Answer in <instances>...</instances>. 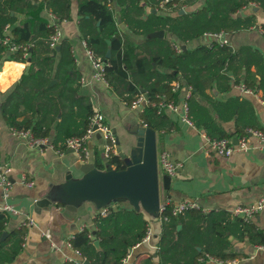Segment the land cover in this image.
Returning <instances> with one entry per match:
<instances>
[{
    "label": "trees",
    "instance_id": "obj_1",
    "mask_svg": "<svg viewBox=\"0 0 264 264\" xmlns=\"http://www.w3.org/2000/svg\"><path fill=\"white\" fill-rule=\"evenodd\" d=\"M162 1L113 0L109 9L103 0H78L79 37L86 41L94 57L106 61L105 79L111 90L129 105L143 88L148 103L143 105L139 117L156 131L170 130L173 124L166 114H158L152 103L159 95L180 99L187 85L192 88L187 100L188 117L206 135L233 137L246 134L247 129H260L250 100L214 98V93L228 91L234 83H244L261 90L264 100V62L258 51L249 46L232 49L218 42L177 51L174 40L147 35L163 29L186 42L207 33L248 28L253 25L252 17L232 15L250 2L264 8V0H205L203 6L186 13L179 10L197 0H168L160 7ZM114 3L120 7V19L128 30L142 39L135 40L118 29ZM70 4L71 0H0V39L8 36L10 42L27 46L28 54L24 57L21 48L7 54L6 46L0 42V62L8 59L27 62L28 59L25 72L3 101L1 112L11 127L29 131L33 137L47 138L53 130L52 146L60 151L67 149L68 138L83 134L93 114L90 99L80 91L81 74L76 67L72 41L62 38L58 49H51L46 43L52 28L48 26L44 9L60 21H67L71 19ZM144 5L173 10L175 15L157 12L144 15ZM16 14H25L26 18L19 21ZM7 24L11 26V34L5 35ZM52 53L57 54L55 59ZM153 63L166 71L160 72ZM237 70L246 74L241 81ZM173 80L180 81L181 88L176 92L171 90ZM231 118L235 130L229 133L222 123ZM106 163L116 169L125 167L118 154H110ZM94 164L98 169L104 168V164ZM172 206L165 204L161 212L166 219L161 222L156 260L150 255L145 264H204L208 259L235 258L237 254L231 249L232 240L228 239L226 227L235 240L247 238L264 245V232L255 230L249 221L230 212L189 208L173 215ZM7 220V213L0 210V237L5 233L0 240V264L11 263L22 249L26 234L25 226L7 228ZM93 223L94 232L84 228L69 240L79 252L81 263L72 259L62 264H82L85 259L89 264H123L130 249L142 241L149 225L145 212L132 207L116 210L110 207L106 214L97 213ZM178 224H182L179 230ZM95 240L99 241L98 247L93 244Z\"/></svg>",
    "mask_w": 264,
    "mask_h": 264
},
{
    "label": "crops",
    "instance_id": "obj_2",
    "mask_svg": "<svg viewBox=\"0 0 264 264\" xmlns=\"http://www.w3.org/2000/svg\"><path fill=\"white\" fill-rule=\"evenodd\" d=\"M204 2L205 0H197L193 5L181 9L184 10L183 13L194 11L203 6ZM77 6L78 0H71V19L62 21L60 25L62 38L72 41L76 67L81 74V80H83L80 82L81 93L90 99L93 111L97 109L103 114L104 120L109 124L111 130H115L114 135L121 140L123 150H125L127 144L124 143V139L127 134L130 135L132 143H135L138 136L130 130L135 125L144 123L139 117V109L131 108L125 104L106 82L92 79L91 60L83 46L82 38L79 37ZM113 9L118 20V29L123 33H128L135 40L142 39L141 35L129 31L127 25L120 19V7L114 3ZM152 9L155 8L144 5V15L152 12ZM155 10L162 15H175L173 10ZM46 14L47 10L44 9L45 17H47ZM16 16L19 21L26 18L25 14H16ZM232 16L235 18L252 17L254 22L248 28L223 32V36L228 41L227 44L232 49L249 46L262 55L264 62V8L250 2ZM10 29L9 25L7 35L11 34ZM160 30L163 31V34L159 37L165 36L174 40L179 51L183 45L184 49H192L201 44L209 45L212 42H217L211 33L182 42L163 29ZM147 37H151V35L149 34ZM56 56V53L53 54V59ZM27 62L9 59L0 62V159L10 165L12 183L6 198L2 196L0 187V206L7 203L13 208L21 210V214L18 215L5 211L8 217L7 228L26 227L22 249L8 264H62L64 261L72 259L80 261L79 254L68 244L69 240L76 232L84 228L94 232L93 220L97 213H100V209H97L90 201L78 203L76 210H68L65 203H60L57 194L65 183L68 172L72 173L73 177L81 175L77 169V164L80 162L76 153L69 151L70 149H66L62 153L58 152L52 146L53 130L47 137L46 146L42 149L28 145L23 139L12 133L11 128L13 127L1 112L3 101L9 95L15 82L25 72ZM153 67L158 68L160 72L166 71L162 67H156L154 63ZM251 70L254 68L251 67ZM236 73L240 81L246 77L243 71L237 70ZM250 76L251 74H249ZM140 92H144V89L140 88ZM184 92L185 90L182 91L181 96L184 95ZM262 95L261 90L257 91V96L242 94L234 83L228 91L214 93V98L226 100L231 97H239L250 100L260 130L264 132V105L260 101ZM164 114L172 120L173 126L164 132L155 130L157 155L166 151L172 161L181 162L182 166L176 175L171 176L169 190L162 188L161 179H159L161 204L175 205L184 201H196L199 208L205 212L210 210L231 212L238 205H248L264 197V147L257 146L253 136H249L251 148L248 151H234L229 156H221L211 151L205 152L204 131L201 128L182 122L176 113L165 111ZM20 119L21 117H19ZM222 127L229 133L233 132L235 130L234 120L231 118L223 122ZM235 137L238 138L239 135L235 134L231 138L234 140ZM104 143L105 140L102 137L98 138L96 133L87 140V147L91 154L89 161L104 164L105 167L107 157L103 150ZM117 149L116 145L115 150L117 151ZM161 173L165 172L162 170ZM26 181H32V186L26 185ZM41 198L50 199V203L38 205L37 201ZM111 206L115 210L119 207H131L128 202L112 203ZM0 210L4 211L1 208ZM26 216L33 219L32 225H23ZM145 216L149 221L151 238L148 241L135 244L123 260V264H145L146 258L150 255L154 257L156 254L161 221L158 215L152 217L145 213ZM249 222L255 230L264 232V210L255 214ZM181 227L182 224L177 225L178 230ZM225 232L229 235L228 239L232 240L231 249L237 254V257L225 261L208 259L204 264H264L263 244L253 243L246 240L247 238L235 240L231 235V230L227 227ZM197 249L200 250V247L198 246ZM153 260L156 258L154 257Z\"/></svg>",
    "mask_w": 264,
    "mask_h": 264
},
{
    "label": "built area",
    "instance_id": "obj_3",
    "mask_svg": "<svg viewBox=\"0 0 264 264\" xmlns=\"http://www.w3.org/2000/svg\"><path fill=\"white\" fill-rule=\"evenodd\" d=\"M113 0H103L106 6L111 9ZM168 0H163L159 6L162 7V4ZM48 18V26H51L52 32L49 37L46 39V43L49 48H56L61 39H62V30L60 28L61 22L59 18L52 12H47ZM9 25H5L4 34L6 35ZM220 44H227L228 41L223 36V32L211 33ZM0 42L6 46V49L9 53L21 48L23 51V56L26 57L27 54V46L18 45L13 42H10L8 36H5L0 39ZM83 46L87 50V54L91 60V64L93 67V74L91 75L92 79L100 80L107 83L105 79V71L104 67L106 65V61L102 60L101 57H94L93 52L88 48L86 41H82ZM228 45V44H227ZM176 50L179 51V47L175 46ZM53 55V53L51 54ZM80 82L83 80L80 79ZM171 90L173 92L178 91L181 88L179 80H173L171 82ZM242 94L254 95L257 96V91L247 87L244 83H236ZM184 95L180 97L178 100L167 99L164 95L157 96V99L152 104L156 107V111L158 114H162L165 111H170L178 114L179 119L182 122L190 126H195L192 121L188 117V97L191 93V86L187 85L184 88ZM261 103L264 105V100L260 98ZM148 103V97L144 92H140L135 96V98L129 104V107L136 108L142 110L144 104ZM144 126H147L145 123ZM12 133L23 139L28 145L32 147H37L42 149L47 144V138H37L33 137L29 131L25 130H17L15 128H11ZM96 132L100 133L101 137L105 140L103 145V150L105 152L106 157L110 154H117L115 150L116 146V136L111 130V127L104 120L103 114L99 110H94L93 114L90 116L88 126L83 134L79 137H71L66 140V148L74 151L77 155V158L80 163L89 162L91 154L90 149L87 147V140L91 138ZM249 136H253L256 139V144L259 147H264V132L260 129H247L246 134H243L234 141L231 137H221V138H212L205 133L203 134L204 138V149L205 152H214L221 156H229L234 151H243L246 152L251 148ZM62 153V151L57 150ZM157 162L162 167V170L170 176H174L177 174L178 170L181 168V162H174L170 158V155L166 151H162L157 155ZM10 172L11 167L8 162L2 161L0 159V187L2 189V196L6 198L9 194V190L11 189L12 183L10 180ZM32 181H26V185L32 186ZM112 204V203H111ZM111 204L109 206H105L100 208V214H106L107 209L112 207ZM165 204H160L158 211V218L162 222L166 218L161 216V212L164 210ZM4 211H9L15 215L21 214V210L13 208V206L4 203L0 206ZM189 208H199V205L196 201H184L177 203L172 206V214L177 215L183 213L185 210ZM264 210V197L259 198L255 202L248 205H238L231 210V214L233 216L239 217L244 221H249L255 214ZM34 223L33 219L29 216H26V220L23 225H32ZM151 238L150 228H147L146 234L143 237L142 241H148ZM70 246V242L68 243ZM263 247V246H260ZM77 254L79 252L75 250ZM81 263V261H78Z\"/></svg>",
    "mask_w": 264,
    "mask_h": 264
},
{
    "label": "water",
    "instance_id": "obj_4",
    "mask_svg": "<svg viewBox=\"0 0 264 264\" xmlns=\"http://www.w3.org/2000/svg\"><path fill=\"white\" fill-rule=\"evenodd\" d=\"M155 11L152 9V12ZM183 12V9L179 11V13ZM162 34L163 31L158 30L150 35L162 36ZM184 48L183 45L182 49ZM130 131L138 138L132 143L130 135L127 134L124 139V143L127 144L125 150L122 147L123 143L116 136L117 154L125 162L124 168L116 169L106 163L104 169H98L92 161H89L77 164V169L81 172L79 177H73V174L68 172L66 181L57 194L60 203H65L68 210H76V205L82 201L92 202L97 209L107 207L111 203L128 202L135 210H142L152 217L158 215L161 204L159 179L162 188L169 190L171 176L159 172L155 130L141 124L135 125ZM112 132L115 133V130ZM96 136L101 138L98 132ZM236 140L237 137L234 138V141ZM48 203H50L48 198L37 201L38 205ZM4 237L5 233L1 235L0 240ZM93 244L98 247L99 241L95 240ZM82 264L89 262L85 259Z\"/></svg>",
    "mask_w": 264,
    "mask_h": 264
},
{
    "label": "rangeland",
    "instance_id": "obj_5",
    "mask_svg": "<svg viewBox=\"0 0 264 264\" xmlns=\"http://www.w3.org/2000/svg\"><path fill=\"white\" fill-rule=\"evenodd\" d=\"M158 169H159V172H162V167H161L160 164H159V166H158Z\"/></svg>",
    "mask_w": 264,
    "mask_h": 264
}]
</instances>
